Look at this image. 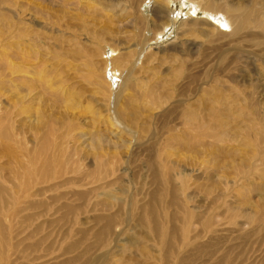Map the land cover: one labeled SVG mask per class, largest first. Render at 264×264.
Here are the masks:
<instances>
[{
    "label": "rangeland",
    "instance_id": "rangeland-1",
    "mask_svg": "<svg viewBox=\"0 0 264 264\" xmlns=\"http://www.w3.org/2000/svg\"><path fill=\"white\" fill-rule=\"evenodd\" d=\"M143 1L131 13L116 0H0V264H264V29L232 36L203 11L261 1L264 12V0H171L165 31L156 0ZM114 17H145L146 31ZM186 113L219 116L213 134H193ZM107 119L129 152L107 140ZM49 129L78 149L64 160L72 174L19 193L33 169L23 144L35 151Z\"/></svg>",
    "mask_w": 264,
    "mask_h": 264
},
{
    "label": "bare ground",
    "instance_id": "bare-ground-1",
    "mask_svg": "<svg viewBox=\"0 0 264 264\" xmlns=\"http://www.w3.org/2000/svg\"><path fill=\"white\" fill-rule=\"evenodd\" d=\"M79 1H81V0H79ZM89 1H92V3H95L96 5H101L102 2H103V0H101V2H100V0H89ZM116 1L119 4L122 2L121 0H116ZM126 1H128V0H126ZM145 1L146 0H144L142 3L145 4ZM254 1H256V0H254ZM72 2H76V0H72ZM124 2L125 1H123L122 4H121V6L124 7V9H121L122 11L120 10V7L121 6L116 5L115 3L113 4L114 6H111L112 7V10L119 9L120 12H124V10H126V11L129 12L130 9H131V5L129 4V2H137V0H129L128 3L127 2L124 3ZM142 3L141 2L139 3V6L140 7L142 6ZM203 3H208V1L207 0L201 1L199 6H201V4H203ZM261 3H262L261 1H259L257 3L254 2L253 3L254 6H251L249 8L248 7L247 8H244L243 6H240V5L239 6H236V7H232V6L228 7L226 5H222L221 3H218L216 5H209L207 9L203 10L204 11V15H205V18L204 19H205V21L208 22V19H214L212 17H215V15H219V14L222 13L226 17V19L228 21L227 25L230 28V31L229 32L232 34V36L242 35L244 32L245 33H249V31H251L252 28H255V29H258V30H262V29H264V12L260 9L261 8L260 5H262ZM155 4L156 5L154 6V12L153 13H154V15H156V17H154V19H156V20H165V22H163V24H162L163 26H165V28H164V31H165V30H167L168 27H170V25L172 23L171 20H170L172 18V17H170L171 12L168 11L169 8H170V6H171V0H156L155 1ZM263 9H264V7H263ZM120 14H122V13H120ZM130 15H132V14H130ZM249 16H251V17H249ZM114 18H116V20H120V18H123L126 22L127 21H129V23L133 22V24L128 25V26H131L135 30H137L139 28H142L143 31L144 30L146 31L145 17H114ZM224 26H226V25H224ZM124 27H126V26H124ZM111 30H112V28H111ZM218 30H220V29H218ZM161 32L162 31H160V33L157 35L158 38H160L162 36V33L163 32L162 33ZM183 32H185V31H183ZM186 32H187V29H186ZM222 32H224V31H222ZM212 33H213V31H212ZM260 35H262V33H260ZM204 36H206V35H204ZM72 44L74 45L73 41H72ZM78 44H79V42H78ZM82 47L83 48H76V53L77 54L82 55V54L87 53L84 50V48H85L84 44H83ZM173 50L177 52L180 49H179V47H177V48L174 47ZM185 51H187V50H185ZM64 52H65V49H64ZM114 52H118V51L115 50ZM124 54L121 53L119 55H116L112 59V61L110 60L111 63H112V65H113V72L118 73V72L121 71V69H125L127 67L126 64H125L126 63L125 61H126V59L129 58V54H126V55H124ZM104 55H105V53L102 52L101 57L103 58ZM170 55L172 56V54H170ZM164 56H166V54H164ZM171 56H170V58H172ZM89 57H91V56H89ZM168 57L166 56V58H168ZM166 58L164 57L163 60H166ZM173 59L176 60V57L173 58ZM103 61L106 62V63H108L107 62L108 59H107V61H105V60H103ZM177 62L179 63V61H175V63H177ZM103 72H105L104 73L105 75L103 77H101V80H100V82L102 83L101 84V88H102L103 91L106 90V91L111 92V90H110V84H109L108 78H107V72L106 71H103ZM41 73H42V75L44 77L43 79L46 80L47 73L45 71H42ZM116 73L115 74L113 73V75L116 76L117 75ZM189 81L190 82H193V81H195V79L193 77H191L189 79ZM196 81H198V80H196ZM46 83L49 84L50 89L53 88L55 85H57V84H54V85H52L53 87H51V84L48 81H46ZM58 86L60 87L61 85H58ZM55 88H56V86H55ZM55 88H53V89H55ZM60 90H61V88H58L57 87L55 91L57 92V91H60ZM163 92H164L163 90L160 91V95L161 94H164ZM103 93L104 94H107V92H105V91ZM53 94H54V90H53ZM143 99L144 98H141V99H138L137 101H141ZM173 104H175V103H173ZM160 107H162V105H160ZM147 108L148 107L144 108V110H146ZM168 111H171L170 113H172L173 109H171V107H170V109ZM120 112L121 113H123V112L125 113V119H126V120H124L125 122H128V120H131L132 121V118H133L132 116H133V112L134 111L132 112V110L127 107V108L121 109ZM168 114L169 113H166L165 115H168ZM200 114L204 118L203 114L202 113H200ZM38 115H39V110H38V113L34 117H38ZM121 115H124V114H121ZM201 116H198L195 113H186L185 114V124L191 130H193V134H197V136L200 137V138L202 137V134L205 133L204 130H207L209 128L212 131V133L210 135H212L213 134V127L218 123V119H219L218 118L219 116H217V115H215L213 113V115H211V117L210 118L208 117V119H207V121H208L207 123L208 124H205V123H202L201 124V122H202L201 121ZM32 117H33V112H32ZM107 123H108V126L109 127L113 128L112 129V133L114 134V139H110V140L107 139V140L110 141V142H111V140H113V142H114V143L112 142V144H114L113 147H115L119 152H120V149H124L125 151L129 152L131 148H129L130 146H128L127 148L125 147L124 141L122 139L123 138V136H122L123 133L118 130V129H120V127L119 126L118 127H115L114 125H112V122H111L110 119H107ZM72 130L73 129L70 128L69 132H71ZM193 134H191V135H193ZM84 135H87V134L85 133ZM84 135H81V136L84 137ZM56 136H55V133H54V129H49L48 131L44 132L43 137H41L37 141V143H38L37 149L35 151H33V152L28 151L27 144H25V143L23 144L25 146L26 150H27V151L26 150L25 151L28 152V155H26L24 153V150H23V153L28 158L29 162L33 165V169H29V170L26 169L27 172H25V174H23V176H24L23 178L21 176H19V177H21V182H23L22 183V186L18 187V188H20V189H18L19 193H20V191L21 192L23 191V193H25L26 191L29 192L30 190H32V188H36V186H32V185L37 180L38 177L48 178L49 180H50V178H54V173H53L54 170H57L58 173H59V176L57 177V179H60V178H62L64 176H66L68 173H70L72 171V170H69L68 171L67 169H71L72 166H73V163L72 162H69V165H68V164L65 163L64 160H70V159H72V156L77 155V152H78L77 150L78 149L76 147H74L76 149L71 150L70 147H69V149L71 151L68 152L67 151V148L64 146L66 143L63 140L61 141V143H57V141L59 142V140L57 139L58 136H57V138H56ZM68 137H69V135H68ZM94 137H96V140L98 142H101V141H103L102 139H105L104 137H102L101 134L100 135L97 134ZM94 137H90L89 138V139L93 138V140H91V143H90L93 146H95V145L98 144V143L95 144L94 142H93L94 144L92 143V141H94V139H95ZM188 137H190V139ZM59 139H60V136H59ZM193 140L194 139H192L191 136L185 135V136H183L181 138V141L180 142L183 145L190 147L191 146V142ZM67 145H68V142H67ZM100 145H102V144H100ZM110 147H111V145H110ZM114 150L115 149H113V152H112L111 155H114L113 157L116 158V157H118L119 152H117V150H115V151ZM107 164H108V162H107ZM107 164H105V165H107ZM64 168H66V170L64 172H62ZM89 173H91V172H89ZM92 173H91V175L90 174L88 175V178H91V180H93L92 175H94L95 172L92 171ZM71 174H72V172H71ZM89 176H91V177H89ZM51 189H52V187H51ZM4 191L6 192V189H3V192ZM52 191H53V189H52ZM43 194H44V192L42 190L40 196L43 195ZM1 195H2V193H1ZM6 196L7 195H5V197ZM109 196L112 198V200H115L113 198V196H111V195H109ZM66 210H67V212H72L75 209L72 208V207H67Z\"/></svg>",
    "mask_w": 264,
    "mask_h": 264
}]
</instances>
